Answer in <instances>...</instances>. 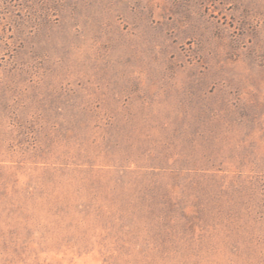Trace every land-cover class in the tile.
<instances>
[{"label": "rangeland", "instance_id": "obj_1", "mask_svg": "<svg viewBox=\"0 0 264 264\" xmlns=\"http://www.w3.org/2000/svg\"><path fill=\"white\" fill-rule=\"evenodd\" d=\"M0 264H264V0H0Z\"/></svg>", "mask_w": 264, "mask_h": 264}]
</instances>
